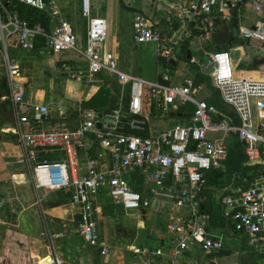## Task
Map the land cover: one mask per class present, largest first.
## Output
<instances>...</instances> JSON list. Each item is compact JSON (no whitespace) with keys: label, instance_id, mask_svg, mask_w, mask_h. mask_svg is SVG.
Instances as JSON below:
<instances>
[{"label":"built area","instance_id":"built-area-1","mask_svg":"<svg viewBox=\"0 0 264 264\" xmlns=\"http://www.w3.org/2000/svg\"><path fill=\"white\" fill-rule=\"evenodd\" d=\"M16 3L44 12L49 28L39 22L30 25ZM240 6L258 18L254 27L239 26V36L264 41V0H154L166 23L160 27L157 20L136 12L133 41L153 43L158 57L168 59L186 41L190 47L196 40L209 42L213 26L219 20L230 21L231 11ZM80 11L86 20L84 37L56 0H0V54L14 117L6 130L15 135L21 148L20 161L29 168L38 202L43 192H54L73 205L71 218L84 246L93 249L103 264H109L113 256V246L100 230L106 203L137 210L140 228L146 225L147 213L166 217L156 244L125 245L134 264H176L192 250L205 256L208 262L204 264H227L219 262L217 254L237 238H246L251 248L257 247L264 239V70L260 78L236 73L232 52L238 49L242 54V45L229 50L202 48L206 59L191 55L189 61L210 77L221 101L234 113L225 114L197 97L202 86L193 77L184 76L182 82L172 84L168 68L153 80L123 70L117 55L104 47L106 19L93 14L91 0H81ZM39 36L52 53L81 55L86 83L107 88L112 82L117 84L116 105L108 110L79 106L74 128H41L51 116L50 108L26 100L20 65L8 51L11 39L21 49L32 50ZM187 103L194 105L187 122L177 121L164 129L151 125L154 111L167 116ZM225 135L237 137L245 159L219 195L225 231L217 233L211 230V216L201 203V194L207 188L208 172L223 168L228 157ZM49 237L48 253L35 264H65Z\"/></svg>","mask_w":264,"mask_h":264},{"label":"crops","instance_id":"crops-1","mask_svg":"<svg viewBox=\"0 0 264 264\" xmlns=\"http://www.w3.org/2000/svg\"><path fill=\"white\" fill-rule=\"evenodd\" d=\"M56 1L58 2L61 8L62 14L70 21V23L77 19V9H79L80 11L81 0H56ZM102 1H107V0H102ZM111 1L113 7V11H112L113 16L111 19L107 18L105 14L102 12L97 13L95 7L93 9V14L103 16L106 19L108 27H107V37L105 40L104 47L108 50H112L118 57L119 66L123 70L128 71L129 69L125 68L124 65L120 62L121 59L120 50H123L129 56H131L130 55L131 47L129 43L130 41H133L132 22L135 17L136 11H133L132 9H130L131 7L129 6L127 7L126 4L124 3L126 8L130 10L133 13V15L131 19V25L129 27L127 25L121 26L119 24L120 14L118 9L120 0H111ZM138 1H140L141 3L147 6L148 14L144 13L143 10L141 11L137 8L134 9L139 10L138 12L145 14L147 17H150L151 19L157 20L159 26L163 27V25L166 22L164 21V18L161 17L160 13L156 11L154 7V0H144L145 2H143L142 0H138ZM91 4H92V0H91ZM16 7H18L17 3H16ZM241 7L244 8V6H240L238 8H235L233 11H231L232 19L229 21L232 24L235 21V18H237V26H236L237 35L232 40L231 44L226 43L221 45V50H223L222 48L225 46H228L229 48L233 47V44L235 42L240 43L238 42L239 38L243 40H250V41L252 40L250 38H244L238 36L239 26L249 27L246 25L239 24L237 11ZM83 20H84L83 24L85 26L86 20L84 18ZM49 26L50 25L48 21L47 27L45 26L44 27L48 29ZM155 28H159V27L155 26ZM84 34L85 31L82 35L83 37ZM196 41L194 42L193 46L196 45ZM199 42L200 44L195 46L197 52L202 51L201 50L202 48L206 50L205 48L206 44L211 43L210 41L209 42L202 41L204 43L202 45L201 41ZM133 45H134V41H133ZM135 45L137 44L135 43ZM238 45H242V43ZM189 49L191 50L190 46ZM8 51L10 57L13 58L20 65L23 82L26 88V100L28 102L44 103L47 104L50 108L51 116L47 119V123L50 124V127L46 129L66 128L73 126L76 123L75 117L77 115L79 106L83 107L82 102L88 99L93 94V92L91 94L87 93L86 88L82 87L80 83V75L72 72L74 71V66H75L74 63L75 61H77L76 58L73 59L72 55L74 56L77 55L78 58L82 59V62L84 64V69L86 70L85 61L83 57L74 51L52 53L51 51L45 49L42 45H36L32 50H23L18 46L16 39L9 40ZM181 52L182 51L180 50V52L177 53L176 56L180 57ZM198 54L200 55L199 52ZM176 56L165 59L167 63L170 65L158 64V55L155 45L154 60H155V66L157 67L158 70L156 71V74H153L152 77L157 78L158 74L162 70L168 68L169 74L172 78L171 83L178 84L182 82V80L180 82H175L177 78H174L173 74L171 75L172 68H174V71L176 70L175 69L177 65ZM241 56L244 57L246 56V52L244 49ZM131 58L133 59L132 56ZM169 60H172V63H170ZM241 60L239 57L237 61H235V63H237V66ZM250 64H253V67L256 66L255 63L253 62H250ZM130 71L131 70H129L128 72ZM251 71L258 72V76L257 77L254 76L251 73ZM260 71H262V69H258V67L257 69H244V68L239 69L238 67L236 68V73L238 75L249 78L263 77V74H261ZM131 72L135 73L134 71ZM198 72L199 74L204 75V78L200 80L198 83H196V81L198 80L197 76L186 75L193 77L196 85L202 86L201 91L202 90L207 91V93L204 95L203 94L200 95L201 93L200 91L197 97L205 98L208 101V99L211 98L215 92L216 99L213 100L212 104L215 105L216 108H218V110L221 111L222 113L233 115L234 113L231 107L229 105L224 104L221 101L219 92L212 85L210 77L207 74L202 73L201 70H199ZM112 86H113V82L111 83L110 88L107 87L106 88L109 89L110 92H114ZM7 95H8V88L5 79V69L3 66V59L0 54V183H2L1 181L4 180L11 181L16 191L17 189H19V191L22 190L25 193L27 192L29 196H31V201L28 203V205H25L22 209L16 210L17 213L13 215L10 214L11 212L10 207L5 206L6 204L4 201L5 200L4 193L2 192L0 194V201L2 200L3 202L0 204V264H35V262L39 258H41L42 256L48 253L50 238H51L49 237L45 239L44 238L45 233L40 232V229H38L41 219H40V214H38L37 212H39V210H42V212H45L47 215H51L52 221L55 220L56 224L58 225L61 224L64 227L66 221H68L67 218L68 215H70L71 218L73 212L75 211V208L70 203H66L65 201H63V198L59 193L53 194L54 192L52 193L50 192L53 195L52 200L47 201L44 195L45 193H43L42 202H38L36 194L31 186V176L29 173V168L26 166L24 162L20 161L22 158L21 148L16 143L15 135L6 130V128L10 127L14 122L12 107ZM115 95H116V100L118 101L119 92H116ZM85 108H89V107H85ZM193 109H194V105L192 103L189 104L187 103L186 105L180 106L177 108V110L171 112L174 115H171L170 113V115L168 114L166 116L159 110L154 111L156 116H154V121L153 122L151 121V125L155 129H159L160 126L163 127L164 129L170 127L172 124H174L177 121L187 122L189 120L190 113L192 112ZM162 120H165V122L162 123ZM76 125L77 123L75 124V126ZM233 136L234 135H227V136L225 135L224 141L227 143L229 147L234 149L236 144L233 143L232 140L234 138ZM236 140L238 141L237 137ZM227 159L224 162L223 168L220 167L214 170H221V171L227 170V167L230 166V164H228L227 162ZM242 163L241 165H238L235 169H233L230 166L232 168L231 175L234 171H240ZM227 182L228 179L225 180L224 185L221 187H216V186L210 187V189L212 190L213 199L218 203H220L219 195L222 192H224L225 190L224 187L226 186ZM208 188L209 186L207 183V188L202 192L201 198L203 193H205V191L210 190ZM218 190L219 191L221 190L222 192H220L219 194ZM14 194L16 197H18L17 192ZM44 203H48V209L45 210L43 209ZM201 203H202V199H201ZM12 210H14V208ZM221 212H222V208H221ZM106 216L107 215L104 214V207H103V217L101 218V226H100L101 234L113 246V256L109 264H134V258L131 256L130 253L125 251L124 249L125 246L124 247L121 246L120 240L114 237L113 233L111 234L112 237L111 236L107 237L109 235L108 230L106 229V226L104 227V223H107ZM160 216L163 215L156 213L155 214L147 213L146 225L143 228H139L140 230H138L137 232L135 231L134 232L136 233L135 238H132L127 244H134L138 246L145 244H156L159 241V238L162 237L161 236L162 234L160 233L166 221L165 216L162 217L163 221H161V231L158 235L156 236L152 235L150 238L145 237L143 238L145 240L143 242L141 240L143 235L140 238V242H138L137 239L140 237L139 235L141 233L143 234L145 233L146 228L148 227L147 226L148 223H150V226L155 224L156 221L160 220L159 219ZM223 221L224 224L219 225L217 223L214 224V222L211 219V230L217 233L224 232L225 218ZM74 225L76 226L75 223ZM136 227L138 226L136 225ZM54 233H55L54 235L56 236L62 234V231L55 230ZM52 242L55 245L57 251L60 252L62 257H64L62 252L59 250L57 244H55L56 242L54 241L53 238H52ZM249 247H251V245L247 244L246 238H237V240H234L233 245L232 244L228 245L227 248L223 249L224 251L231 250L230 253L220 254L219 252L221 250L218 252L217 254L218 261L227 264H243L242 258L245 256V254L250 252ZM252 254H253L252 259L257 264H264V239L258 244L257 247L253 248ZM64 260H65V264H103L101 258L96 254V252L93 249L90 248L87 249L86 252L84 251L83 253L66 254ZM194 261H197L199 264H204L208 262L205 256H203L198 250H192V251H188L186 253V256H184L183 258L181 257L180 259H178V262L176 264H194L193 263Z\"/></svg>","mask_w":264,"mask_h":264},{"label":"rangeland","instance_id":"rangeland-1","mask_svg":"<svg viewBox=\"0 0 264 264\" xmlns=\"http://www.w3.org/2000/svg\"><path fill=\"white\" fill-rule=\"evenodd\" d=\"M145 2L144 0H142ZM111 0L107 1H102V0H92V7L96 8V12H102L105 14V16L109 19L112 18L113 14V7L111 4ZM124 3H128L129 7L131 8H137L139 10H143L144 13L148 14V8L145 4L141 3L138 0H123ZM119 9V14H120V25L121 26H130L131 25V19L133 13L128 10L126 7L122 5H118ZM238 15V21L239 24L246 25L251 27L256 20L257 16L253 14L252 12L246 11L243 7L239 8L237 11ZM85 19V18H84ZM84 20L82 15L80 14L79 9H77V19L75 21L71 22V25L75 29V31L82 36L84 31H85V26H84ZM239 36V34H238ZM238 42L242 43L243 49L246 52V56H241L242 54L238 49L233 50L232 52V57L234 61H237V59L240 57V62L238 64V68H248L251 64L250 62L255 63V67H258V69L264 70V42H261L256 39L250 40H243V39H238ZM237 43V42H235ZM130 45H133V41H130ZM200 42L196 41V45H199ZM201 44L203 45L204 43L201 41ZM135 47V50H138L139 56L137 57V61L135 59H132L131 56H129L126 52L123 50H120L121 54V59L120 62L124 65L125 68L134 71L136 74L139 76H142L146 79H155L156 77H152L153 74H156V71L158 70L157 67L155 66V45L153 43H148V44H137L133 45ZM195 46H191V54L195 59H199V54L197 52V49ZM235 46V45H233ZM206 51H214L216 48L211 44L208 43L205 46ZM179 52V51H178ZM79 56V55H78ZM73 59H77L75 61V66H74V73L80 75V83L83 88H86L87 93L91 94L92 92L94 93L96 90L100 88L98 84H93V83H86L84 80V75H85V69H84V64L82 62V59L78 58L77 55H72ZM204 59V58H203ZM176 70L174 71V68L171 70V75H174V78H177L175 82H180L182 80L183 76L186 75H191V76H197L199 74L200 67L197 64L191 63L187 58L185 59L184 57H179L176 56ZM121 64V65H122ZM128 70V71H129ZM130 71V72H131ZM251 73L254 76H258V72L256 71H251ZM206 90H202L200 95L206 94ZM86 95V94H85ZM88 95V94H87ZM199 95V96H200ZM77 118L75 117V122L77 123ZM151 121L153 122L154 119L151 118ZM165 122V120H162V123ZM44 123V124H43ZM40 127L41 128H49L50 124L47 123V120L43 122ZM75 123V124H76ZM75 124L71 127H66V128H73L75 127ZM159 129H163V127H159ZM234 138L233 143L236 144V146L233 148L229 147L228 149V159L227 162L230 164V166L235 169L238 165H241L242 161L244 160V157L242 155V144L236 140V137L233 136ZM17 170V169H14ZM0 183V194L3 192L4 197H5V206L10 207V214L15 215L17 212L16 210L22 209L25 205H28V203L31 201V196L26 192H23L22 194L19 189L17 191L14 189V186L11 181H1ZM23 189V188H22ZM20 193H19V192ZM219 191V190H218ZM18 193V197L15 196L14 193ZM222 192L221 190L219 191ZM45 193L46 200H52L53 195L48 192H43ZM42 193V194H43ZM55 194V193H53ZM46 202V201H45ZM14 208V210H12ZM43 209H48V203L43 204ZM115 210H120V213L116 211L115 214L113 215H108L106 216V222L104 223V227L106 226V229L108 230V236L110 237L111 234L113 233L114 237L118 238L121 242V246L124 247L125 244H127L132 238H135L136 233L138 230H140L139 227H136L137 221H138V211L137 210H129L125 211L122 210L120 207H114ZM40 214V219L41 222L39 223L38 229H40V232L45 233V239L49 238V235H54L55 230H61L62 234L59 235H54L52 236L54 241L56 242L57 246L59 247V250L62 252L64 257H66V254H73V253H83L84 251H87V248L84 246L76 226L72 222L70 215H68V221H66L65 226L63 227L61 224L58 225L55 223V220H51V215H47L45 212H42V210H39L37 212ZM9 214V215H10ZM163 216H160L158 221L155 222V224L150 226V223H148V228L146 229L145 233H141L139 238L137 239L138 242H140V238L143 241H145L143 238L148 237L150 238L152 235H158L161 231V221H163ZM51 223V224H50ZM112 237V236H111ZM137 242V243H138ZM63 257V258H64Z\"/></svg>","mask_w":264,"mask_h":264},{"label":"trees","instance_id":"trees-1","mask_svg":"<svg viewBox=\"0 0 264 264\" xmlns=\"http://www.w3.org/2000/svg\"><path fill=\"white\" fill-rule=\"evenodd\" d=\"M17 9L19 11V14L22 18L26 19L30 25L36 23V22H40L41 24H43L45 27H47L48 25V16L44 13L41 12L33 7H30L24 3H17ZM264 42V41H263ZM44 44V38L43 37H37L36 39V45H42ZM240 43H234L233 45H238ZM130 52H131V56L133 57V59H135V61H137V57L139 56L138 54V50H135V47L132 45H130ZM228 46L223 47V50H228ZM189 44L186 41L181 49V57H184L185 59L187 58V53L189 51ZM158 64L161 65H170L167 63V61L165 60V58L162 57H158ZM241 69V68H239ZM245 69V68H244ZM246 69H257V67H253V64H251L248 68ZM105 79L108 81V78L106 76H104ZM198 80L196 81V83H198L200 80H202L204 78V75L198 74L197 75ZM113 90L114 92H110L109 89H107L105 86H101L98 90H96L88 99L84 100L82 102L83 107H92V108H96V109H104V110H108L112 107H114L116 105V92H119V86L115 83H113ZM216 99V93L214 92V95L208 99L209 103H213V100ZM189 104V103H188ZM252 169L254 168V166L252 167H244V169ZM231 171L232 168L230 166L227 167V170L225 171H221V170H210V172H208V177H207V183L210 189V187H221L224 185L225 180H229V177L231 175ZM202 203L206 209V211H208L211 215V219L214 222V224H219V225H223L224 224V216L222 215L221 212V205L220 203L216 202L213 199L212 196V190H207L205 191V193H203L202 195ZM62 200V199H61ZM66 199L63 198V201H65ZM116 211L118 213H120V210H115L114 207L110 204H105L104 205V214L105 215H113L116 213ZM148 226V225H147ZM148 228V227H147ZM146 228V229H147ZM87 249H89V247H86ZM231 250H221L219 253L220 254H224V253H230Z\"/></svg>","mask_w":264,"mask_h":264},{"label":"water","instance_id":"water-1","mask_svg":"<svg viewBox=\"0 0 264 264\" xmlns=\"http://www.w3.org/2000/svg\"><path fill=\"white\" fill-rule=\"evenodd\" d=\"M120 4L124 7L125 4L123 2V0H120ZM133 11L138 12L139 10L134 9V8H130ZM235 16V14H234ZM237 18H235V21L231 24L229 21L226 22L225 20H219V22L214 25V31L211 34V38H210V42L213 44V46L217 49L220 50L221 49V45L223 44H231L232 40L235 38V36L237 35ZM254 27V26H252ZM201 55L202 58L206 59V56L203 55L202 51H198ZM191 58V52L190 50L187 53V59L189 60ZM170 63H172V60H169ZM208 70L212 71L213 70V65H209L208 66ZM171 115H174L173 113H171ZM75 219L77 221H80V216H76ZM249 251L247 254H245V256L242 258V262L243 264H257L253 259V248L249 247Z\"/></svg>","mask_w":264,"mask_h":264}]
</instances>
